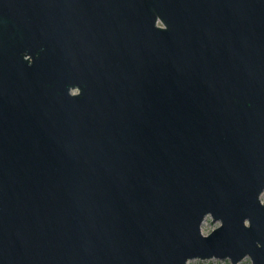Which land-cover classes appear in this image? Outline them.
Segmentation results:
<instances>
[{"label": "water", "instance_id": "water-1", "mask_svg": "<svg viewBox=\"0 0 264 264\" xmlns=\"http://www.w3.org/2000/svg\"><path fill=\"white\" fill-rule=\"evenodd\" d=\"M263 193L264 0H0V264H264Z\"/></svg>", "mask_w": 264, "mask_h": 264}, {"label": "rangeland", "instance_id": "rangeland-1", "mask_svg": "<svg viewBox=\"0 0 264 264\" xmlns=\"http://www.w3.org/2000/svg\"><path fill=\"white\" fill-rule=\"evenodd\" d=\"M262 200H264V193L261 195ZM220 221H214L211 215H208L203 224L202 230L204 233H208L214 227L218 226ZM188 264H232L229 258L220 259V258H210V259H199L194 258L188 261ZM239 264H252L251 258L246 256L244 259L241 260Z\"/></svg>", "mask_w": 264, "mask_h": 264}]
</instances>
